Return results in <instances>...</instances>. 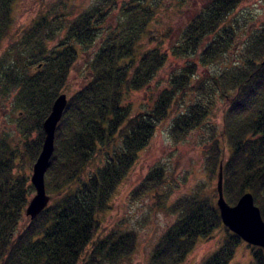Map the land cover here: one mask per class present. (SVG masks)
I'll return each mask as SVG.
<instances>
[{"label": "trees", "instance_id": "trees-1", "mask_svg": "<svg viewBox=\"0 0 264 264\" xmlns=\"http://www.w3.org/2000/svg\"><path fill=\"white\" fill-rule=\"evenodd\" d=\"M15 1L0 0V87L5 97L13 95L14 108L21 111L19 140L0 135V264L130 260L137 232L104 229L101 216L111 209L140 151L169 119L173 142L194 137L210 181L223 164L226 201L234 205L250 192L264 219V26L250 31L235 54L240 23H226L243 0H209L168 50L145 43L154 40L150 25L164 0H93L76 15L43 13L3 48L11 35ZM91 49L89 77L68 96L56 130L45 174L50 203L31 219L26 207L36 189L30 171L42 149L43 122L65 93L80 51ZM169 55L187 61L170 71L149 109L134 113L126 97L151 89ZM200 66L205 68L201 73ZM218 108L221 123L213 118ZM99 157L103 161L96 164ZM165 171L155 166L132 192L134 198L153 193L154 207L175 216L148 264H182L201 239L218 230L225 233L221 244L200 264H231L244 240L224 225L217 188L211 191L200 183L168 203L172 192L164 190ZM249 247L253 264H264V249Z\"/></svg>", "mask_w": 264, "mask_h": 264}, {"label": "rangeland", "instance_id": "rangeland-1", "mask_svg": "<svg viewBox=\"0 0 264 264\" xmlns=\"http://www.w3.org/2000/svg\"><path fill=\"white\" fill-rule=\"evenodd\" d=\"M208 1L164 0V6L150 25L151 36L154 37V40L147 42L145 39L147 46L159 45L168 50L178 39L180 31L183 30L189 19ZM92 2L93 0H16L13 5L11 35L4 41L3 48L43 13L72 12L73 15H76ZM226 23L232 26H235V23H240L236 38L237 49L233 50L235 54H238L236 51L242 49L243 42L249 32L264 26V0H243L228 16ZM93 49L80 51V56L74 63L67 85L63 89L67 96H71L87 81L90 73L87 62L93 54ZM233 57L234 55L229 57L230 61L233 60ZM186 61V59L169 55L165 67L151 82V89L130 92L124 103L131 104L134 113L149 109L154 102L155 92L167 85L170 71L184 65ZM222 65L224 64L222 63ZM211 69L212 67H209L207 71ZM204 70L205 68L200 66L199 72ZM13 104V95L5 97L0 87V135L5 134L19 140L17 125L21 111L15 109ZM213 118L221 123L220 108L216 110V116ZM170 123L169 119L159 124L151 143L140 151L136 163L127 177L119 184L111 200V209L101 216L104 229L135 230L138 234L136 251L130 260H126L122 264H148L154 245L175 219V216L166 209L154 207L153 193H148L140 198H134L132 195L134 188L142 182L152 168L155 166L165 167L164 190L172 192L168 203L182 195L189 194L200 183H205L211 191L213 188H217L218 179L215 178L212 181L208 179L203 153L194 137L189 136L179 143L173 142L169 136ZM102 161V157H99L96 164H101ZM94 170L95 165L88 167V171ZM32 173L31 169L30 175ZM34 195L35 192L31 198ZM224 236V231L218 230L213 237L201 239L182 264H200L205 257L218 248ZM251 263L253 264L251 249L249 244L243 241L236 248L231 264Z\"/></svg>", "mask_w": 264, "mask_h": 264}, {"label": "water", "instance_id": "water-1", "mask_svg": "<svg viewBox=\"0 0 264 264\" xmlns=\"http://www.w3.org/2000/svg\"><path fill=\"white\" fill-rule=\"evenodd\" d=\"M68 104V96L61 93L54 101L51 112L43 122L44 141L41 152L33 164L31 182L36 191L26 207V216L35 218L50 203L46 192L45 174L55 150V135ZM217 205L224 225L250 245L264 249V219L255 204L252 193L243 194L236 204H229L223 190V164L217 177Z\"/></svg>", "mask_w": 264, "mask_h": 264}]
</instances>
